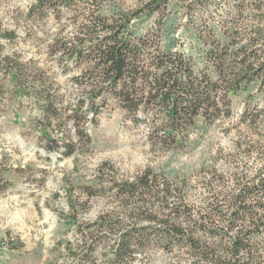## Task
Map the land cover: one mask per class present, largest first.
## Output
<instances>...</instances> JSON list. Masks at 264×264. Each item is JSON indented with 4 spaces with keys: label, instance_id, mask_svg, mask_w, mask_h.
I'll return each instance as SVG.
<instances>
[{
    "label": "trees",
    "instance_id": "trees-1",
    "mask_svg": "<svg viewBox=\"0 0 264 264\" xmlns=\"http://www.w3.org/2000/svg\"><path fill=\"white\" fill-rule=\"evenodd\" d=\"M108 1L30 0L27 15L41 30L77 18L73 34L54 38V53L61 54L67 70H81L77 82L84 99L102 97L105 105L113 95L127 119L149 128L153 144L168 149L198 145L204 132L233 114L234 97L250 92L251 84L264 97V0H145L140 9L122 13L106 10ZM178 9L188 18V48L168 31ZM145 15L156 18V24L141 32L134 20ZM16 36L0 25V47ZM163 38L173 47H165ZM1 61L13 85L11 98L34 99L40 121L62 117L63 105L49 93L42 68L30 69L16 52ZM1 89L5 93L6 86ZM248 97L241 118L260 128L264 105L253 107ZM43 136L53 140L46 132ZM256 139H245V160L232 171L209 177L200 203L188 200L184 181L178 184L151 170L137 181L115 182V195L132 208L124 213L129 219L108 212L86 225L114 234L111 264L133 263L144 248L173 240L187 248L194 258L190 264H264V159L252 160L258 151L264 154L263 131ZM84 237L88 254L102 241L94 233Z\"/></svg>",
    "mask_w": 264,
    "mask_h": 264
},
{
    "label": "rangeland",
    "instance_id": "rangeland-1",
    "mask_svg": "<svg viewBox=\"0 0 264 264\" xmlns=\"http://www.w3.org/2000/svg\"><path fill=\"white\" fill-rule=\"evenodd\" d=\"M144 1L109 0L105 9L131 12L143 7ZM29 4L30 0H0V25L17 35L13 42L3 40L0 47V264H111L114 234L86 225L102 220L108 212L120 215L121 220L129 219L124 213L132 208L115 195V182L137 181L151 170L172 182L184 181L188 200L200 203L207 196L209 177L232 171L239 160H245L249 145L245 143H253L250 139L255 142L259 131L264 133V118L260 128L246 125L241 118L249 94L253 107L264 105V97L251 84L250 92L234 97L233 114L204 132L198 145L188 149L159 147L149 138V128L135 126L126 118L113 95L105 105L102 97L84 99V87L77 82L81 81V70H67L61 54L54 53V38L73 34L77 18L35 29L27 15ZM174 11L169 34L178 36L181 45L188 48V18L179 9ZM134 23L141 32L151 30L156 18L140 16ZM163 45L173 47L167 38H163ZM14 52L30 69L42 68L49 93L63 105L62 117L40 121L41 108L34 99L21 94L11 98L13 85L1 59ZM140 115L144 117L145 112ZM45 132L53 140L43 136ZM238 143H242L241 149ZM260 147L264 149L263 142ZM262 151L253 156L256 164L264 159ZM134 209L138 210L137 206ZM82 230L101 235L102 241L93 245L96 250L91 254L84 249ZM192 261L187 248L173 240L144 248L130 264Z\"/></svg>",
    "mask_w": 264,
    "mask_h": 264
}]
</instances>
